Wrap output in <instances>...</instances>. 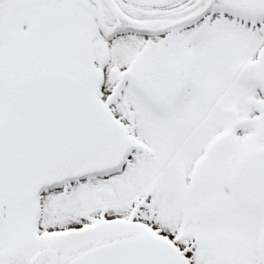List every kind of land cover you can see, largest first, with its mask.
Returning <instances> with one entry per match:
<instances>
[{"label": "snow or ice", "instance_id": "obj_1", "mask_svg": "<svg viewBox=\"0 0 264 264\" xmlns=\"http://www.w3.org/2000/svg\"><path fill=\"white\" fill-rule=\"evenodd\" d=\"M0 264H264V0H0Z\"/></svg>", "mask_w": 264, "mask_h": 264}]
</instances>
